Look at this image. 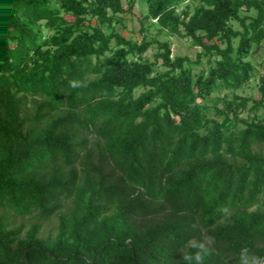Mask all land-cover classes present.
Here are the masks:
<instances>
[{
  "label": "trees",
  "instance_id": "16d2710c",
  "mask_svg": "<svg viewBox=\"0 0 264 264\" xmlns=\"http://www.w3.org/2000/svg\"><path fill=\"white\" fill-rule=\"evenodd\" d=\"M144 1L0 0V264H264V0Z\"/></svg>",
  "mask_w": 264,
  "mask_h": 264
},
{
  "label": "rangeland",
  "instance_id": "374dc122",
  "mask_svg": "<svg viewBox=\"0 0 264 264\" xmlns=\"http://www.w3.org/2000/svg\"><path fill=\"white\" fill-rule=\"evenodd\" d=\"M147 11V4L144 0H138L136 8H135V14L133 16L129 15L126 18V28L120 29L122 35L126 38H133L137 40L138 42H141L143 39L144 34L141 30V24L139 18L142 17ZM147 35L150 38H158L162 41H169L171 43V51L172 56H182V57H189L192 61H196L197 54L201 51L199 47H196L193 45L192 41L187 38H181L179 36H172L168 34L167 32H164L162 35H158V30L156 28H151ZM156 45L151 47L149 51L145 54V56L151 60L154 59V54L157 52ZM261 52L264 54V44L261 48ZM254 62H260L261 58L258 56V54H255L253 57ZM201 66L194 65V72L198 73ZM142 90L137 92V95L141 93ZM237 93L243 97H252L258 99V90L256 88V83L252 82L248 87L242 90H238ZM224 94L222 95V97ZM217 99V97H212L211 99L205 101L204 103L211 107L210 116L214 115V101ZM252 102H250L248 109L242 113L243 118L252 117L254 114L249 113V108L252 106ZM222 103L219 104L218 107H222ZM260 114V113H259ZM14 224L18 225L21 223H30V218H14ZM54 225V222H50L46 225L47 229H51Z\"/></svg>",
  "mask_w": 264,
  "mask_h": 264
}]
</instances>
